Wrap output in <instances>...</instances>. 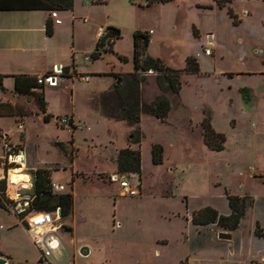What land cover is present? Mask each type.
I'll use <instances>...</instances> for the list:
<instances>
[{"label": "rangeland", "instance_id": "1", "mask_svg": "<svg viewBox=\"0 0 264 264\" xmlns=\"http://www.w3.org/2000/svg\"><path fill=\"white\" fill-rule=\"evenodd\" d=\"M227 6L238 24L229 18L227 7L217 8L213 0L155 1L149 7L143 0H104L91 6L98 9L108 28L119 33L114 48L92 62L93 69L101 70V74L90 75L88 82L78 77L58 79L57 87H52L47 97L52 119L43 123L36 117L26 124L27 132L34 139L37 136L40 144L33 161L38 165L54 161L63 164L61 168L52 165L60 168L53 179L63 183L61 194L72 191V166L67 152L64 156L55 143L70 142L74 136V212L68 220L59 222L61 229L71 226L74 233L64 236L59 231L58 236L74 238L90 253L85 257L74 253V258L71 253L68 259L61 245L63 264H101L104 259L107 264H154V248L159 249L162 264H184L185 240L202 244L206 241L194 234L183 218L186 197L192 207L201 204L207 194L223 195L225 188L247 196H264V1L231 0ZM148 30L153 33L148 56L182 70L186 58L199 54L198 59L194 57L199 73H181V90L177 97H168L170 112L165 122L141 115V169L134 178L140 183L139 195L120 197L118 183L110 184L108 174L96 171H108V161L114 155L111 150L127 147L130 128L121 119L103 117L95 104L93 107L85 100L89 99L87 95L98 96L111 90L115 75L132 72V34ZM208 36L212 37L211 44ZM206 45L210 55L212 52L210 57L203 55ZM77 64L81 66V62ZM145 77L140 94L143 102L149 103L161 92L152 71ZM70 113L76 120L74 132L56 122V118ZM204 115L223 134V151H210L203 144L198 124ZM153 145L162 148L160 165L152 163ZM251 167L256 178L262 179L249 178L243 184L239 173L245 174ZM238 184L244 187L238 189ZM116 192L118 195L110 196ZM166 194L173 197L160 198ZM259 209L256 204L249 212L246 231ZM177 212L181 215L176 216ZM10 220L0 214V225H9ZM116 224L120 227L115 228ZM17 239L34 250L24 234ZM160 239L166 240V245L157 244ZM49 262L54 264L51 258Z\"/></svg>", "mask_w": 264, "mask_h": 264}, {"label": "crops", "instance_id": "2", "mask_svg": "<svg viewBox=\"0 0 264 264\" xmlns=\"http://www.w3.org/2000/svg\"><path fill=\"white\" fill-rule=\"evenodd\" d=\"M28 1L30 0H0V6L9 7L8 10H0V76L3 77L2 86L4 88L3 91H0V137L6 139L12 147V151L8 154L9 156H7L2 149L0 140V147L2 149V153L0 154V173L2 172L6 177L5 195L12 203V207H7L6 209L0 208V214H5V216L11 218L10 222H8L9 225H0V255L8 259L7 264H50V258L53 260L54 264H63L65 260L63 261L60 258L61 245H63L67 251L68 259H70L69 256L71 253L72 258H74V253H78L83 249V244H77L74 238H64V236L74 233L71 226L63 229L60 228L54 233L59 245L52 251L50 257L44 259L40 251L34 246L32 237L37 233L48 235L49 227H44L35 232H29L20 223L15 213V211L20 208L28 210V203L32 200L34 191V178L32 172L36 169H46L49 172L51 183L63 184L61 182H55L53 179V175L63 167V164L54 161L50 164L38 165L33 161L40 144L37 140V136H35L36 139H34L31 133L27 132L26 124L34 119L36 120V117L43 123H47L43 121L45 115L50 117L48 122L52 119V114L47 111V97L52 87L47 85L37 86L36 79L38 77L52 75L56 66H59L60 69H64L65 71V74L62 71L59 78L63 81L72 80L73 77L79 78L80 75H86L88 76L86 82H88L90 75L101 74V70L96 68L93 69L92 60L89 63H85L83 57L90 56L94 52L99 39H101V42L106 41L108 24L103 22L104 18L101 16L99 17L98 9L91 7L96 3L102 4L104 0H96V2L89 0H73L71 10L57 11V17L60 20L59 25L53 24L48 11L18 9L28 7L30 4ZM85 1H89L90 4L86 5ZM10 7H14L17 10H10ZM48 20L52 28V34L50 36L46 34V24ZM98 28L104 30V34L101 38H98L96 35ZM144 33L148 34L149 38L153 34L152 30L144 31ZM118 39L119 33L112 43V49ZM211 43L212 37L208 36V44ZM150 45L151 38L148 48ZM206 47L207 45L203 50ZM210 56H212V52L211 55L205 57ZM190 57H196L198 59L199 54H191ZM126 59L128 60L127 57ZM130 59H132V50L130 52ZM77 61L81 62V66L77 64ZM129 73L131 72L127 74ZM39 92L43 93L45 101L43 113L38 108L34 98V94ZM73 96L75 98V94ZM87 96L89 99H86L85 102L91 103L94 95ZM68 117L71 118L72 124L76 128L75 130H77L76 120L73 115L70 113ZM73 138L74 136H72L70 142H60L65 147V152L62 153L65 156L67 152L70 165L72 166L70 178V189L72 191L69 192L72 195V207L70 213L64 220H68L69 217L73 215L75 205L74 185L77 177L74 178V173L76 172L74 164L77 157V150L74 146ZM67 146L68 149H66ZM115 151H117V149L111 150V152H114V155L111 156L109 161L107 158L110 166L108 171H96V174H108V177L111 179L110 184L115 182L112 177L117 175ZM4 165L6 166L5 169L3 167ZM52 165H60V168H53ZM249 169L245 174L239 173V177L244 178L243 184L248 182L249 178L257 180L262 179L261 177L256 178L257 174L252 167ZM243 184H238V189L244 187ZM118 192L110 196L114 194L118 195ZM226 193L231 196L248 197L251 200V204L247 208L237 229L233 231L219 229L216 231V229H214V227H216L214 224L193 223V215L204 209H211L215 211L218 216H228L230 214V209L228 207ZM120 197L122 196L120 195ZM166 197L171 198L173 195L166 194L160 196V198ZM202 198L201 204L192 207L189 206V198L186 197L184 201L185 215L183 218L194 234L201 235L202 238L206 240L203 244L199 241L194 242L189 239L185 240L187 247L185 250L186 256L184 264H264V196H255L252 194L247 196L240 192L226 190L225 188L224 194L221 196L207 194ZM256 204H259L261 209H259L251 223L248 224L246 231L245 223L248 214L253 210ZM180 215L181 213H176V216ZM59 222L57 225L60 227ZM114 227H120V224H116ZM256 227L261 231L259 236L254 234ZM59 231L63 233V237L58 236ZM220 232L228 233L230 235V240L218 239L217 235ZM19 234L25 235L26 240H28L34 250H31V247L17 239ZM214 236L216 239H214ZM8 242L9 245H11L12 251L8 248ZM156 243H159V245H166L167 241L160 239L156 240ZM83 253H86V251L83 250ZM89 253L87 249V255H89ZM152 256L153 258L151 259L154 261V264H162L158 248H154ZM101 264H107L105 259ZM138 264H146V262L139 261Z\"/></svg>", "mask_w": 264, "mask_h": 264}, {"label": "trees", "instance_id": "3", "mask_svg": "<svg viewBox=\"0 0 264 264\" xmlns=\"http://www.w3.org/2000/svg\"><path fill=\"white\" fill-rule=\"evenodd\" d=\"M145 6H149L154 0H143ZM217 8L227 7L229 18L233 19V24H238V20L234 16L232 9L228 7L231 0H213ZM264 1V0H263ZM28 7L18 8L19 10H45L49 13L52 11L71 10L73 0H30ZM27 3V2H26ZM3 6V5H2ZM0 6V10H8L9 7ZM10 10H17L10 7ZM50 15V14H49ZM108 35L105 42L98 40L94 52L90 55L92 61L98 59L100 54L111 49L113 41L117 36L113 35L114 29L108 28ZM46 34H52L51 23L48 20L46 24ZM150 42L149 35L136 31L132 34V65L133 70L129 74L115 75L118 84H114L111 90L101 93L92 98V105L98 109L103 117L110 120L121 119L126 122L130 128L127 139V147L115 151V164L117 175H140L141 156L139 145L142 139V133L138 127L141 115L151 116L161 122H165L170 112V101L168 97H177L181 90V82L179 77L181 73L187 75H196L199 73V64L194 57L185 59L182 70H176L168 67L159 58L147 55V48ZM124 60V59H122ZM62 71L65 74L64 69ZM152 71L156 87L161 92L151 102H143L140 94L141 86L145 83L147 74ZM3 77L0 76V91H3ZM35 102L41 112H44L45 101L42 92L34 94ZM49 116L43 117L44 122H48ZM69 126L72 130L75 127L69 118ZM200 135L203 144L214 152L224 150L225 138L222 133L215 131L210 123V118L204 116L200 124ZM55 146L61 152H65V147L61 143H55ZM151 160L154 165L162 163V148L159 145L151 147ZM1 164V162H0ZM4 169L6 166H3ZM34 178L33 198L28 203L27 212L42 211L53 212L59 209L60 219H64L71 211L72 195L70 193L54 194L51 191L50 175L46 169H36L32 172ZM5 181L0 180V208L6 209L12 203L5 195ZM230 214L228 216H218L211 209H204L193 215L194 224H214L218 229L233 231L238 228L241 219L247 208L251 204L248 197L231 196L226 193ZM261 231L256 227L254 234L259 236Z\"/></svg>", "mask_w": 264, "mask_h": 264}, {"label": "built area", "instance_id": "4", "mask_svg": "<svg viewBox=\"0 0 264 264\" xmlns=\"http://www.w3.org/2000/svg\"><path fill=\"white\" fill-rule=\"evenodd\" d=\"M85 4L89 5L90 2L85 1ZM49 17L53 21V24L55 25L60 24V20L57 17L56 11L50 12ZM103 34H104V30L102 28H98L96 33L97 37L101 38ZM203 55L209 56L210 50L208 48L204 49ZM83 61L85 63H89L91 61L90 56H84ZM58 71L54 70V73L52 75H43L41 77H38L36 79V85L37 86L47 85L49 87H56L57 81L60 78V75L62 74V69H59ZM79 78L80 80L85 82L88 80V76L86 75L84 76L80 75ZM56 122L58 125L68 128V130H70L71 132L74 131L69 126L70 122L68 117H63L61 119L57 118ZM0 140L2 144V149L4 150L6 155L9 156L8 154L12 151V147L9 145L6 139L0 137ZM135 177L136 175H115L114 177H112L114 178V181L118 183L119 194L122 197H136L139 195L140 183L138 179L134 180ZM0 180L5 181V185H6V177L2 172L0 173ZM51 191L54 194H61L64 191V186L57 183H51ZM5 193H6V189H5ZM59 212L60 211L58 208L55 209V211L53 212H42V211L27 212V210L23 208H20L17 211H15L17 217L20 220V223L29 232H35L44 227H49L48 235H43L36 232L37 234H35L32 237V242L34 246L40 251L41 256L44 259L50 257L52 251L56 249L59 245V243L57 242L58 240L54 235V233L58 229H60V227L57 225V223L60 220Z\"/></svg>", "mask_w": 264, "mask_h": 264}, {"label": "water", "instance_id": "5", "mask_svg": "<svg viewBox=\"0 0 264 264\" xmlns=\"http://www.w3.org/2000/svg\"><path fill=\"white\" fill-rule=\"evenodd\" d=\"M154 1H163V2H167L169 0H154ZM114 36H118V31L115 30L114 32ZM60 69L59 66H56L55 67V70L58 71ZM116 84L119 83V81H116L115 82ZM218 239L220 240H230V235L228 233H224V232H220L218 235H217ZM83 250L86 251V253H83ZM79 254L82 255V256H86L87 255V248L86 247H83V249H81L79 251ZM8 262V259L2 255H0V264H7Z\"/></svg>", "mask_w": 264, "mask_h": 264}, {"label": "bare ground", "instance_id": "6", "mask_svg": "<svg viewBox=\"0 0 264 264\" xmlns=\"http://www.w3.org/2000/svg\"><path fill=\"white\" fill-rule=\"evenodd\" d=\"M19 160V159H18Z\"/></svg>", "mask_w": 264, "mask_h": 264}]
</instances>
